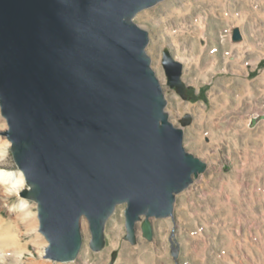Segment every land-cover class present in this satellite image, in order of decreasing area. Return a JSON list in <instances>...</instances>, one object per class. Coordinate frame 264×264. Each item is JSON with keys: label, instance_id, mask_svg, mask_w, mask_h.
I'll return each instance as SVG.
<instances>
[{"label": "water", "instance_id": "1", "mask_svg": "<svg viewBox=\"0 0 264 264\" xmlns=\"http://www.w3.org/2000/svg\"><path fill=\"white\" fill-rule=\"evenodd\" d=\"M164 0H0V107L24 199L38 206L46 258L76 260L105 244V226L126 204L128 239L138 222L173 217L176 196L206 162L188 152L184 130L147 53L136 16ZM167 85L187 99L183 63L163 53ZM188 120L183 122V125Z\"/></svg>", "mask_w": 264, "mask_h": 264}, {"label": "rangeland", "instance_id": "2", "mask_svg": "<svg viewBox=\"0 0 264 264\" xmlns=\"http://www.w3.org/2000/svg\"><path fill=\"white\" fill-rule=\"evenodd\" d=\"M135 22L149 32L147 53L169 119L184 130L186 150L207 163L206 172L176 196L173 217L151 220L152 240L143 235L145 217L136 225V241L128 239L127 205H118L95 252L84 218L82 250L68 262L47 260L49 243L34 200L26 199L42 237L39 247L9 211L22 200L20 192L0 195V233L15 236L8 246L0 242V252L10 251L0 264H16L14 256H22L18 264H264V0H164ZM167 48L183 63L187 99L167 85ZM7 130L0 107L1 141L8 140ZM0 169L19 170L11 143Z\"/></svg>", "mask_w": 264, "mask_h": 264}, {"label": "bare ground", "instance_id": "3", "mask_svg": "<svg viewBox=\"0 0 264 264\" xmlns=\"http://www.w3.org/2000/svg\"><path fill=\"white\" fill-rule=\"evenodd\" d=\"M200 33L202 36L205 35L206 28L203 25H200ZM10 141H1L0 140V161L5 159V157L9 154V147H10ZM26 184V180L24 177L23 172L19 170H6V169H0V186H6L4 190H1V196L9 197L13 192H20ZM9 211L12 213V215H16L17 219L15 220L16 223L21 224L18 222V219L22 221V224H24L31 234L34 236V240L37 242V246L39 247L42 241V237L37 233L36 230V220L33 217V205L26 199L22 198L17 204L10 206ZM1 219H0V227H1ZM7 222V221H6ZM3 224V223H2ZM24 226V227H25ZM15 236L11 235L9 233L2 234L0 233V242H3L4 244H10L12 240H14ZM43 245V243H42ZM115 243H113V246ZM14 248V247H13ZM12 249V248H11ZM39 249V248H38ZM41 251V250H40ZM10 253L9 249L8 251L4 249V252H0V260H5L7 257V253ZM16 264L21 262L22 256H14ZM47 260H51L48 259Z\"/></svg>", "mask_w": 264, "mask_h": 264}]
</instances>
